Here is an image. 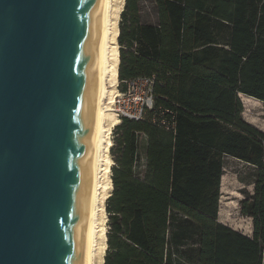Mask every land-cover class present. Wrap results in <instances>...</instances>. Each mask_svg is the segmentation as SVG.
<instances>
[{"label": "trees", "instance_id": "16d2710c", "mask_svg": "<svg viewBox=\"0 0 264 264\" xmlns=\"http://www.w3.org/2000/svg\"><path fill=\"white\" fill-rule=\"evenodd\" d=\"M154 3L156 23L142 0L119 22L121 90L155 76L154 106L116 126L105 264H264V131L240 97L264 102V0ZM225 156L257 168L252 235L219 219Z\"/></svg>", "mask_w": 264, "mask_h": 264}, {"label": "water", "instance_id": "95a60500", "mask_svg": "<svg viewBox=\"0 0 264 264\" xmlns=\"http://www.w3.org/2000/svg\"><path fill=\"white\" fill-rule=\"evenodd\" d=\"M103 0H0V264H86Z\"/></svg>", "mask_w": 264, "mask_h": 264}, {"label": "bare ground", "instance_id": "6f19581e", "mask_svg": "<svg viewBox=\"0 0 264 264\" xmlns=\"http://www.w3.org/2000/svg\"><path fill=\"white\" fill-rule=\"evenodd\" d=\"M126 0H103L100 61L97 71V94L95 115L97 127L94 137V177L89 212V239L86 249V264H105L108 247L106 201L113 189L111 156V130L120 120L109 113V106L115 108L119 58L120 15ZM116 111V108L114 109ZM117 113V111H116ZM118 116V115H117ZM119 117V116H118ZM120 118V117H119Z\"/></svg>", "mask_w": 264, "mask_h": 264}, {"label": "rangeland", "instance_id": "374dc122", "mask_svg": "<svg viewBox=\"0 0 264 264\" xmlns=\"http://www.w3.org/2000/svg\"><path fill=\"white\" fill-rule=\"evenodd\" d=\"M126 5V2H125ZM125 9V8H124ZM142 21L153 23L157 21L156 6L154 0H142L141 6ZM129 17V16H128ZM123 20L122 14L120 15V26ZM122 81L118 80L117 87L121 90ZM241 99L244 105V116L252 122L254 125L264 130V102L258 99H253L248 96L241 95ZM109 113L112 116L117 117L114 105L109 106ZM118 125V124H117ZM116 125V126H117ZM114 126L111 130V156L114 161L112 164L111 177L114 178L115 170L117 166V152H116V137L117 130ZM257 179V168L253 165L242 162L241 160L231 157H224L223 175L221 181V195L219 205V219L221 222L242 231L246 234L252 235L253 232V220L250 216L245 215L242 212V201L246 198L252 197L254 192V184ZM113 183V182H112ZM113 193V189L110 191V196ZM108 199L106 201L107 210ZM106 232L111 228V221L109 212L107 210ZM196 235H189L185 240V247L191 249L195 242ZM108 248V247H107ZM190 252L189 250H187ZM107 252V250H106ZM105 263V262H104Z\"/></svg>", "mask_w": 264, "mask_h": 264}, {"label": "built area", "instance_id": "2783aa9c", "mask_svg": "<svg viewBox=\"0 0 264 264\" xmlns=\"http://www.w3.org/2000/svg\"><path fill=\"white\" fill-rule=\"evenodd\" d=\"M155 76L125 80V89L116 97L115 108L121 118L140 120L154 106Z\"/></svg>", "mask_w": 264, "mask_h": 264}, {"label": "crops", "instance_id": "0c3cea01", "mask_svg": "<svg viewBox=\"0 0 264 264\" xmlns=\"http://www.w3.org/2000/svg\"><path fill=\"white\" fill-rule=\"evenodd\" d=\"M241 95H244V94H241ZM241 95H240V97H241ZM244 96H247V95H244ZM248 97H250V96H248ZM250 98H253V97H250ZM253 99H255V98H253ZM242 100V99H241ZM243 103V102H242ZM244 106V105H243ZM243 113H244V111H243ZM243 118L247 121V122H249V123H251V124H253L252 122H250V121H248L246 118H245V116H244V114H243ZM254 125V124H253ZM256 126V125H255ZM256 127H258V126H256ZM259 128V127H258ZM259 129H261L262 131H264L262 128H259ZM232 157V156H231Z\"/></svg>", "mask_w": 264, "mask_h": 264}]
</instances>
